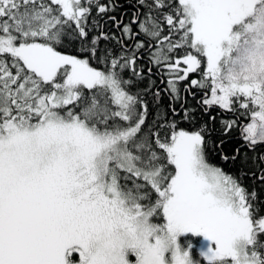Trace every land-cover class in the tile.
<instances>
[{
	"label": "snow or ice",
	"instance_id": "snow-or-ice-1",
	"mask_svg": "<svg viewBox=\"0 0 264 264\" xmlns=\"http://www.w3.org/2000/svg\"><path fill=\"white\" fill-rule=\"evenodd\" d=\"M0 264H264V0H0Z\"/></svg>",
	"mask_w": 264,
	"mask_h": 264
},
{
	"label": "trees",
	"instance_id": "trees-1",
	"mask_svg": "<svg viewBox=\"0 0 264 264\" xmlns=\"http://www.w3.org/2000/svg\"><path fill=\"white\" fill-rule=\"evenodd\" d=\"M225 170L228 171L229 169L227 168V166H225Z\"/></svg>",
	"mask_w": 264,
	"mask_h": 264
}]
</instances>
